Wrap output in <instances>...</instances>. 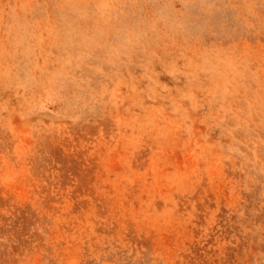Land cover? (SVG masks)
<instances>
[{"label": "rangeland", "instance_id": "374dc122", "mask_svg": "<svg viewBox=\"0 0 264 264\" xmlns=\"http://www.w3.org/2000/svg\"><path fill=\"white\" fill-rule=\"evenodd\" d=\"M0 264H264V0H0Z\"/></svg>", "mask_w": 264, "mask_h": 264}]
</instances>
